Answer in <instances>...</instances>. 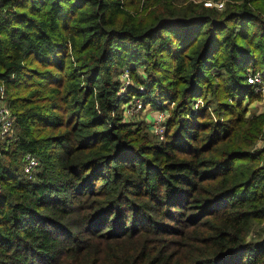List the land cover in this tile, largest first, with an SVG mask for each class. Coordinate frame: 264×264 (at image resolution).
<instances>
[{
    "label": "trees",
    "instance_id": "16d2710c",
    "mask_svg": "<svg viewBox=\"0 0 264 264\" xmlns=\"http://www.w3.org/2000/svg\"><path fill=\"white\" fill-rule=\"evenodd\" d=\"M212 1L0 0V264H264V0Z\"/></svg>",
    "mask_w": 264,
    "mask_h": 264
},
{
    "label": "built area",
    "instance_id": "2783aa9c",
    "mask_svg": "<svg viewBox=\"0 0 264 264\" xmlns=\"http://www.w3.org/2000/svg\"><path fill=\"white\" fill-rule=\"evenodd\" d=\"M194 2L202 3V5L205 8L209 9H216L218 11H221L224 8V2H215V1H199L195 0ZM121 87H120V93H123L125 89H127L129 85V78L126 73H122L120 76ZM246 82L248 85H250L253 89V92L256 95L264 96V74L263 73H255L246 78ZM202 101L198 100L195 104V108L200 107L202 105ZM132 109V108H131ZM130 112H128L129 115ZM164 115L160 113V111H155V114H151V123L153 125V128L151 130L153 131L154 135L157 136L159 140L163 138V127L161 126V123L164 121ZM12 126H13V119L10 115L9 110L7 107L2 103L0 100V141H5L7 139L11 138L12 135ZM264 132V131H263ZM264 146V139L262 138L256 148H262ZM26 165L24 168V173H26L28 176H30L33 171H35V168H37V160L34 159L30 155L25 156Z\"/></svg>",
    "mask_w": 264,
    "mask_h": 264
},
{
    "label": "rangeland",
    "instance_id": "374dc122",
    "mask_svg": "<svg viewBox=\"0 0 264 264\" xmlns=\"http://www.w3.org/2000/svg\"><path fill=\"white\" fill-rule=\"evenodd\" d=\"M192 1H195V0H192ZM208 1H211V0H208ZM128 90L129 92L125 96L126 102L122 104V107H121L123 110V115L125 114L128 115V112H130L129 115L132 118L130 121H132L133 123L142 121L143 123L146 124L144 127H146L147 131H149V133L152 134L153 131L151 130V128H153V125L151 123V114L152 115L155 114V110L152 109L150 105L146 104V100H144L143 98H137L135 96L136 93L130 87ZM118 97H122V94L118 93ZM263 99H264V96H263ZM247 104H248V114H250L251 112H258L264 106V100H256L253 103L249 104L248 102ZM164 105L166 106L167 103H164ZM160 113H162L164 117L167 115V113L163 111H160Z\"/></svg>",
    "mask_w": 264,
    "mask_h": 264
}]
</instances>
